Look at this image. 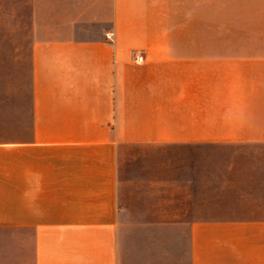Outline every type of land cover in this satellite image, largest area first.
<instances>
[{"label":"crops","instance_id":"0c3cea01","mask_svg":"<svg viewBox=\"0 0 264 264\" xmlns=\"http://www.w3.org/2000/svg\"><path fill=\"white\" fill-rule=\"evenodd\" d=\"M238 3L0 0V264H264V42L232 41Z\"/></svg>","mask_w":264,"mask_h":264},{"label":"rangeland","instance_id":"374dc122","mask_svg":"<svg viewBox=\"0 0 264 264\" xmlns=\"http://www.w3.org/2000/svg\"><path fill=\"white\" fill-rule=\"evenodd\" d=\"M235 15L238 20L237 34L232 35L235 42H264V2L263 0H238ZM252 8L249 12V8ZM247 9V11H246ZM230 24V23H229ZM5 16L0 15V43L5 42ZM223 32L228 31L227 25L223 23ZM227 34H223V38ZM5 72L0 67V110L5 108ZM1 112V111H0Z\"/></svg>","mask_w":264,"mask_h":264},{"label":"built area","instance_id":"2783aa9c","mask_svg":"<svg viewBox=\"0 0 264 264\" xmlns=\"http://www.w3.org/2000/svg\"><path fill=\"white\" fill-rule=\"evenodd\" d=\"M136 60H137L138 63L143 62V61H144V56H143V54H142V53L137 54V55H136Z\"/></svg>","mask_w":264,"mask_h":264}]
</instances>
